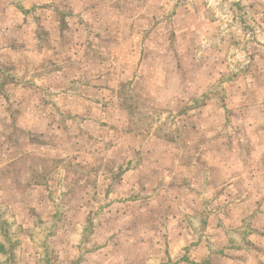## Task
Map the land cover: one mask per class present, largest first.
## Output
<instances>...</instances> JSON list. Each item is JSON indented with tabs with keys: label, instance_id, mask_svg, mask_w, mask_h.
I'll return each mask as SVG.
<instances>
[{
	"label": "rangeland",
	"instance_id": "obj_1",
	"mask_svg": "<svg viewBox=\"0 0 264 264\" xmlns=\"http://www.w3.org/2000/svg\"><path fill=\"white\" fill-rule=\"evenodd\" d=\"M66 71L64 89L43 84L44 76ZM31 91L42 105L50 102L47 106L64 91L75 112L87 99L98 103L92 110L101 125L95 127L97 138L121 144L117 151L100 145L94 152L103 173L102 195L121 184L125 168L143 164L144 175L126 197L132 203L122 197L114 206L155 210L151 244L177 234L159 230V216L167 217L193 225L183 232L208 245L216 257L212 264H222V256L229 258L224 264H264V0H81L78 7L0 0V112H6L0 123L19 122L20 96L30 97ZM84 130L80 126L76 136ZM85 153L93 159L92 152ZM111 158L120 163L110 175ZM90 183L75 187L92 190ZM4 186L0 242L6 245L0 264H20L23 220L19 226L15 193H3ZM107 199L102 197V208L111 205ZM58 215L52 224L44 216L35 221L42 256L48 249L58 258L60 248L44 244ZM91 218L102 224L103 242L121 230L104 211ZM134 218L128 238L140 243ZM91 232H85L87 238ZM157 251L151 249L155 256L143 264H160Z\"/></svg>",
	"mask_w": 264,
	"mask_h": 264
},
{
	"label": "crops",
	"instance_id": "obj_2",
	"mask_svg": "<svg viewBox=\"0 0 264 264\" xmlns=\"http://www.w3.org/2000/svg\"><path fill=\"white\" fill-rule=\"evenodd\" d=\"M51 1L60 7L72 5L78 7L81 3V0H73L72 3L68 0ZM52 74L43 77V84L61 86L64 89L69 80L67 71L57 78ZM36 81L39 82L40 79ZM60 94L51 100L53 106H47L46 104H50L48 101L42 105L39 96L33 91L30 97L20 96L18 103L20 109H23L17 116L19 122L15 121L12 127L0 123V154L5 155V157H0V185L5 184L2 189L3 193H15L13 194L15 195L13 205L19 211L18 213L15 211L19 226L23 220V233L20 240H17V242L21 241L23 246L19 263L39 264L43 260V264H143L151 256H155L151 249L156 250L157 248L155 260L160 264H212L216 257L211 253L208 245H203L197 238L192 239L196 234H184L183 231L194 230L191 223L183 224V221L172 223L168 222L169 218L159 216V230L166 231L169 228L170 230L177 229L178 232L168 236L164 243L151 244L149 221L150 214L154 215L155 210L150 207L135 210L132 206H126L123 209L114 206L117 199L122 197H125L127 204L132 203V200L128 201L126 197L132 194L134 183H137L139 177L144 175L143 164L141 169L139 167L136 170L125 168V172L119 179L121 184L117 182L114 188L111 187V190L105 191L102 195L103 190L100 185L103 173L100 166L99 169L96 168L100 161L97 160L98 154L95 158L94 152L101 151V147L109 151H117L121 144H118L116 140L109 143L102 142L97 138L100 132L96 131L95 127H101V125L94 121L99 116L96 111L92 110L97 109L98 103L92 101L93 99H87L88 105L75 112L68 105L70 95L67 96L64 91ZM54 101L59 105L55 111L59 117L56 120L51 115ZM79 101L77 100V103ZM1 110L4 111L5 108L2 107ZM5 116L6 112H0V121ZM77 117H82L79 122L70 121L71 118ZM23 118H27V121H23ZM80 126L87 130H84L83 134H78V138L75 130ZM37 135L40 140L33 141V136ZM84 137L87 141L80 142L79 139ZM124 148L128 149L126 146ZM11 150L13 154H10ZM86 151L92 152L93 159L84 158ZM118 161L112 158L108 161L110 175L112 170L118 169L120 163ZM128 161L131 160H126L127 164ZM48 165L54 166L48 168ZM7 168L10 173L5 174ZM84 182H91L92 190L82 189L80 185L75 187L76 183ZM76 188L77 192L74 190ZM106 195L111 205L102 208L100 201ZM19 203L25 205L22 206V208L26 207L24 211L19 208ZM102 211L110 218L113 215L114 225L121 228L119 232L117 231L116 237L104 242L101 234L102 224L94 223L91 218L95 215L101 216ZM58 213L60 220L55 222L56 225H52L50 230H54V233L47 235L44 242L47 247L60 248L58 258L51 255L48 249L47 254L42 256L37 253V247L42 245L40 243L43 241L35 238V233L39 229L35 221L38 219L37 216H40L41 220L44 216L45 224H52L54 216ZM134 215L137 219L136 229L141 231L140 243L138 241L134 243L133 237L128 238L133 236V230H128V227H133ZM209 226L212 227L210 224ZM90 230L93 232L89 233L87 238L85 232ZM5 245L6 242H0V250H5ZM123 246L126 249L125 253L121 252L124 248H119ZM86 247L92 249L87 251ZM138 248H140L139 252H137ZM227 261L229 258L221 257L222 264Z\"/></svg>",
	"mask_w": 264,
	"mask_h": 264
}]
</instances>
